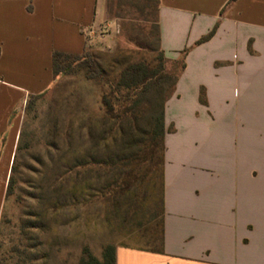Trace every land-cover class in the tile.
Returning <instances> with one entry per match:
<instances>
[{
	"label": "crops",
	"instance_id": "obj_1",
	"mask_svg": "<svg viewBox=\"0 0 264 264\" xmlns=\"http://www.w3.org/2000/svg\"><path fill=\"white\" fill-rule=\"evenodd\" d=\"M228 1L157 0L164 57L187 50L164 106L160 241L115 245V264H264V0ZM101 8L0 0V218L15 113L52 87L53 52L82 54Z\"/></svg>",
	"mask_w": 264,
	"mask_h": 264
},
{
	"label": "rangeland",
	"instance_id": "obj_2",
	"mask_svg": "<svg viewBox=\"0 0 264 264\" xmlns=\"http://www.w3.org/2000/svg\"><path fill=\"white\" fill-rule=\"evenodd\" d=\"M101 2L96 21L86 31L85 50L101 68L103 79L92 78L83 65L71 59L65 61L63 65L70 63L69 70L56 77L50 90L29 111L28 146L18 154L13 192L0 218V264H80L85 251L99 258L107 243L157 249V243L144 236L149 212L153 211L147 190L137 184L127 190L124 196L129 201L136 197L138 207L134 216L125 213L119 194L111 198L107 193L112 179L94 163L129 160L131 150L126 142L130 126L135 128L130 131L135 139L146 141L148 121L158 99L168 94L170 82L162 83L158 96H147L136 110L126 114L120 110L115 120H119L120 133L127 134L126 142L119 131L110 132L114 124L109 119L114 113L103 106L102 98L114 111L120 101L108 83L115 82L128 62L142 60L152 70L160 63L153 38L134 28L139 21L128 22L127 33L137 41L134 46L121 32L116 1ZM129 16L139 17L134 12ZM180 62L181 56L165 60L163 69L173 73ZM24 106L15 113L19 118L17 137L25 119ZM143 153L139 157L145 159ZM9 174L10 167L6 182ZM118 199L122 204L117 213Z\"/></svg>",
	"mask_w": 264,
	"mask_h": 264
},
{
	"label": "trees",
	"instance_id": "obj_3",
	"mask_svg": "<svg viewBox=\"0 0 264 264\" xmlns=\"http://www.w3.org/2000/svg\"><path fill=\"white\" fill-rule=\"evenodd\" d=\"M116 1V17L120 20V28L123 34V37L126 38L127 42L136 46V39L132 36H129L127 33V29L129 23L131 21H139V25H135L134 28H137L141 32H145V35L153 38L155 43V52L157 53V60L160 64H157L152 70V68L147 65L142 60L128 62L126 65H123L119 70L116 80L113 83H108L109 89L114 94L115 99L119 100V104H116V108L114 111L113 105H110L109 101L105 98H102V104L104 107H109V111H113V115L109 120H112L114 127L110 129V132L113 133L119 131V134L125 136L126 135L120 133L121 128L118 127L119 120V112L127 113L129 111H133L137 109L141 103H143L144 99L147 96L153 95L158 96V90L162 83L167 81L170 82L169 92L165 97H160L158 99V103L156 106V110L153 113L152 117L148 121V129L149 132L147 134L146 141L142 143L135 139V135H132L131 132L135 129L133 125L130 126V129L127 133V144L128 148L131 150L130 155L128 156L129 160L121 161L119 163H114L112 161L108 162H96L95 166L101 167L105 172L106 176L110 177L111 182L108 183V194L111 198L115 197V195L119 194L120 198L123 200V210L126 213H130L131 216H134L135 210L138 207L136 202V197L126 199L124 196L128 189L132 188L133 185L137 184L138 187L142 186L144 191L146 192L144 195L147 196V200L149 201V205H152L153 211L149 212L148 220L146 225H148V229L145 230L144 236L149 237L152 243H157L159 245L160 237L158 232V219L157 217V197L160 187L161 181V165L163 160V151H164V143L163 138L165 134L164 128V106L169 97L173 94L175 84L178 76L184 69V55L187 50L182 51L180 54L181 62L179 65L176 64V71L173 73L165 72L163 69V63L167 60L163 52L159 46V29L157 24V0H115ZM234 0H229L227 5L233 2ZM153 2V4H152ZM226 5V6H227ZM225 8V7H224ZM222 9V12L224 10ZM134 12L139 16L138 18L131 17L129 14ZM129 22V23H128ZM217 24L214 28L201 37L198 41H196L195 45H199L209 38L215 32ZM133 28V27H132ZM72 63L83 65L88 74L94 79H103L102 70L99 65L93 61L92 56L85 49L80 55H70L61 52H53L52 54V71L55 77L58 75L65 74L69 68V65H63L65 61L70 60ZM56 81V79H55ZM54 81V83H55ZM53 83V84H54ZM50 90V89H49ZM48 90V91H49ZM48 91L38 95H29L25 101V110H24V122L22 123V128L18 134L17 142L15 146V152L12 157L11 165H10V174L8 180L6 182L5 194H4V203L7 201V198L12 194L14 188L13 181V173L16 167V160L18 154L24 150L28 146V141H26V137L28 135V121L27 116L29 111H31L35 101L42 98ZM158 98V97H157ZM200 94V101H201ZM125 109V111H124ZM122 110V111H120ZM106 115V112H104ZM54 129L53 127H51ZM171 131V129H169ZM131 131V132H130ZM115 135V134H114ZM115 142V140H114ZM53 146V144L49 145ZM140 146V149H139ZM144 152V153H143ZM143 153L145 159L143 157H139V154ZM158 157L155 155H157ZM122 160V159H121ZM124 160V159H123ZM118 164V165H116ZM115 166H118L114 169ZM126 169V171H125ZM124 170V171H122ZM143 191V192H144ZM116 198V197H115ZM114 198V199H115ZM146 199V198H145ZM136 200V202H135ZM115 205V200H113ZM122 202L117 200V205H115L114 209H117L118 213V205H121ZM126 206V207H125ZM4 207V204H3ZM2 207V212H3ZM151 209V210H152ZM1 212V215H2ZM137 213V212H136ZM134 214V215H132ZM138 224L139 221H137ZM131 235V233H129ZM158 249V247H157ZM154 249V250H157ZM80 264H115V244L107 243L103 245L102 251L100 253V257H94L87 251H85L83 257L80 259Z\"/></svg>",
	"mask_w": 264,
	"mask_h": 264
}]
</instances>
